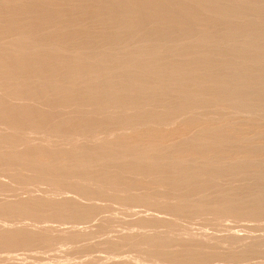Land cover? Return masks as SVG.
Wrapping results in <instances>:
<instances>
[{
  "label": "bare ground",
  "instance_id": "bare-ground-1",
  "mask_svg": "<svg viewBox=\"0 0 264 264\" xmlns=\"http://www.w3.org/2000/svg\"><path fill=\"white\" fill-rule=\"evenodd\" d=\"M208 106L264 116V0H0V175L10 179L0 176V192L15 196H0V218L12 220L0 224V251L109 234L117 203L171 216L131 222L149 234L127 246L146 257L217 258L196 235L180 236L181 221L264 220V118L221 121L213 108L221 122L210 109L203 120ZM52 136L65 146L34 143ZM131 231L83 246L110 251ZM237 236L233 245L245 242ZM259 241L219 257H264ZM127 260L92 264H138Z\"/></svg>",
  "mask_w": 264,
  "mask_h": 264
},
{
  "label": "rangeland",
  "instance_id": "rangeland-1",
  "mask_svg": "<svg viewBox=\"0 0 264 264\" xmlns=\"http://www.w3.org/2000/svg\"><path fill=\"white\" fill-rule=\"evenodd\" d=\"M161 107V108H160ZM160 107H157V108H159V109H157L156 107V109L157 110H160V111H162V110H164V108H162L163 106H160ZM209 107V106H208ZM204 108L203 110H200V109H198L199 111H197V112H199L198 114H200L201 112H203L205 109L206 110H208V109H210L209 111L211 112V110H212V112H217V114H219L220 116H219V119L221 118V117H223V118H226V117H228V118H230V117H233V116H238V114H245V112L246 111H243V112H240V110H239V108L237 107V109H238V111L236 110V107H235V110H234V107H231V106H229V108H228V111H226V109H227V107L226 106H223V107H221L220 109L221 110H223L222 112H224V110H225V112H226V114H225V117L224 116H222V115H224L223 113H221L220 111L221 110H219V107L216 109V107L215 106H210L209 108ZM230 107L231 108H233V110H231V111H233V113L231 114V111H229L230 110ZM205 110V111H206ZM235 111V112H234ZM236 111H237V113H236ZM210 112H206V113H208V117L206 118V117H204V116H202L201 114H203V113H205V112H203V113H201L200 114V116L203 118V120H210V114L212 113H210ZM224 112V113H225ZM227 112H230L229 114L227 113ZM262 111H253V113H255L254 115H252V112L250 111V114H248L247 112V114L249 115V117L250 118H252V117H254V119H259V118H261V117H263L264 118V116H262V114L263 113H261ZM205 113V114H206ZM210 113V114H209ZM215 113H212L211 114V116L213 115L215 118H213V116L211 117V120H213V121H217V123H220L221 121H222V119L223 118H221L220 120L221 121H219L218 119L216 120V118H218V116L215 114ZM261 113V114H260ZM217 116H215V115ZM222 114V115H221ZM227 114H228V116H227ZM259 114H260V116H259ZM246 115V114H245ZM248 115H246V116H248ZM259 117H258V116ZM230 116V117H229ZM256 117H258V118H256ZM205 118V119H204ZM209 118V119H208ZM213 118V119H212ZM215 119V120H214ZM227 119V118H226ZM262 121H260V122H264V120L263 119H261ZM255 121H257V120H255ZM258 122V121H257ZM166 127L167 125H162V127ZM167 128V127H166ZM128 132H130L131 133V131L129 130ZM57 138V140H58V137H56ZM56 138H54V136H52V138H49V139H46V140H42V141H40L39 139H36L35 140V142L34 143H36V142H38V143H44V141L46 142V141H48V142H46L47 144L46 145H48V146H51V143H52V139H53V143L54 144H52V145H54L55 147H56V145L58 144V142H59V140H58V142L57 141H55V139ZM55 141V142H54ZM61 141V143L59 142V145L58 146H61L64 142L62 141V140H60ZM264 140H261V142H263ZM57 142V143H56ZM260 142V141H259ZM45 144V143H44ZM61 144V145H60ZM63 146H65V145H62V147ZM22 147V146H21ZM4 150H6L7 151V149H4ZM1 176V179L2 180H6V179H8V180H6V181H10V179H9V177H6L5 175H0ZM5 178V179H4ZM43 187H45V186H43ZM21 191V190H20ZM20 191H19V194H21L20 196H22L23 195V193H20ZM10 192H11V194H10ZM7 191V192H5L7 195H4L5 193H1L0 192V196H3V198L6 196V198L8 199V197H9V199H13L15 196H13V193H12V191ZM21 192H23V191H21ZM41 193V194H43V192L42 191H38V190H36L35 191V193ZM3 194V195H2ZM10 194V195H9ZM70 195L72 194V195H75V194H73V193H69ZM25 195H27V193H25L24 192V195L23 196H25ZM28 196V195H27ZM56 196H60V195H56ZM76 196V195H75ZM11 197V198H10ZM0 198H2V197H0ZM99 202H101L102 204H103V201H99ZM111 205H113L112 207H111ZM121 206V207H120ZM142 206V205H141ZM141 206H134V207H136V210H135V208H130V210L128 209V208H126V206H123V205H120V204H117V203H113V204H110L109 205V212L107 211V213H106V215L107 214H109L110 213V215H111V217H112V222H114L113 223V225L114 224H116V225H114V227H113V229H112V231L109 233L111 236H113V235H118V234H124V233H128V231L130 232V230H132L131 232H135V231H139L132 239H130V240H124V241H121L120 242V244L118 245V249L117 248H113V249H111L110 251H108V249H104V248H102L101 246H97V247H95L94 249L93 248H86V247H84L83 246V244H85V242H86V240H88V242H86V243H98V242H101L102 240H103V238L105 239V236L106 237H109L110 235L107 233V234H100V233H98L97 234V232H95V233H93L94 231H96L95 229H96V227L94 226V224H92V226L91 225H89V224H87V225H85V224H80L78 227H80V228H85V231L87 230V231H90L91 233H93L92 235H90L87 239H85L84 241H82V242H72V243H70V242H64V243H59V244H56V245H54L55 247H52V248H49V250L47 249V248H30V249H27V251H26V249H17V250H14V251H11L10 253H7V252H4V251H0V257L3 255V257H1V258H3V259H1L0 258V262L2 263V264H18L19 262V264H23V263H28V264H30V262H31V264H33V263H38V264H61V263H63V264H65L64 262L67 260V262L68 263H71L72 261H74V262H72L73 264H78L77 262H79L80 264L82 263V264H92L93 262H99V263H105V261L107 262V263H109V262H113V261H126L127 259V262H133V263H138V264H186V263H183V262H180V261H178V262H176V261H170L169 262V260H163V259H155V258H153L152 257V259H151V257L149 256V258L148 257H146V252H144V249H143V245H140L142 248H141V251L142 252H144V254L143 253H141V251L140 250H137V249H140V248H135L136 249V251H135V249L134 248H132V247H129V246H127L130 242H136V243H140L144 238H146L147 236H148V232H144V228L142 229V228H140V226H137L138 227V229L135 227V226H132L133 224L132 223H134V221H135V219L136 218H138V216H152V217H154V216H161V217H171L170 215H167L166 213H162V211H160V210H154V209H149V208H145L146 210L145 211H147V212H145L144 211V209L141 207ZM139 207V208H138ZM145 207V206H144ZM117 208H119V209H117ZM123 208V209H122ZM115 209H117V210H115ZM125 209H128V211L127 210H125ZM134 209V210H133ZM137 209H140V211L139 210H137ZM142 209H143V211H142ZM150 211H152V212H150ZM111 210H112V212H111ZM114 210H115V213H114ZM131 210H132V212H131ZM148 211H149V213H148ZM159 211V212H158ZM117 212V213H116ZM129 212V213H128ZM137 212V213H136ZM162 214H161V213ZM123 213H126L125 215L123 214ZM128 213V214H127ZM134 213V214H133ZM144 213H146V214H144ZM152 213V214H151ZM115 214H118V215H115ZM121 214V215H120ZM132 214V215H131ZM154 214V215H153ZM109 215V216H110ZM130 215V216H129ZM163 215V216H162ZM116 216V217H115ZM136 216V217H135ZM122 217V218H121ZM123 217H125V218H123ZM127 217V218H126ZM129 217V218H128ZM132 217V218H131ZM3 218H5V217H2V219L0 218V224H4V222L5 221H8V223L7 222H5V224L7 223V224H9V221H10V224L12 223V220L10 219V218H5V219H7V220H5V219H3ZM114 219V220H113ZM130 219V220H129ZM132 219V220H131ZM204 219V220H203ZM228 220H226L225 221V219L224 220H216V221H213V222H210L211 220H208V219H206V218H196V219H194V220H190V223H189V220L187 221V222H185V220H184V222L183 221H181V224H182V228H184V232H182V231H180V233L182 234V235H180L181 237H183V236H186V237H190V238H194V239H196L195 237L197 236V239H201L200 241H201V245L203 246V247H205V249H207V248H209V249H212L213 251L211 252V250L210 251H208L209 249H207V251H204V252H208V253H212V255H213V253L216 255H218V257L219 256H221V255H224V254H222L223 252H226L227 250L229 251H227L226 252V254L225 255H230L231 253L232 254H235L234 252H236V253H238L237 251H239V253L242 251V249L244 250V249H251L252 247H255L256 246V243H257V241H259L258 240V238L260 239V245L258 246V248H260L261 246V248H262V250H264V240H262V237H263V239H264V228H262V227H264V220H261V221H259V222H257L256 220H249V219H234V218H227ZM3 220V221H2ZM119 222H118V221ZM121 220V221H120ZM123 220V221H122ZM235 220V221H234ZM25 221H27V220H25ZM25 221H23L24 223H26ZM115 221H117L116 223H115ZM127 221V222H126ZM195 221V222H194ZM230 221V222H229ZM232 221V222H231ZM234 221V222H233ZM238 221V222H237ZM252 221V222H251ZM27 222H29L28 224L26 223V226H30V228H34V227H36L35 225H31V223H30V221L28 220ZM32 222V221H31ZM126 222V223H125ZM132 222V223H131ZM199 222H200V225H199V227H198V224H199ZM235 222L237 223V224H235ZM239 222H241V223H239ZM254 222V223H253ZM119 223H121L122 225H121V227H120V224ZM194 225H196V226H193V224ZM209 223V224H208ZM211 223V224H210ZM216 223V224H215ZM33 224V223H32ZM50 224L51 225H54L55 227H57V228H59L60 226L62 227V226H69V224H70V226L72 225L71 223H66V224H60L59 225V223H54V222H50ZM126 226H125V225ZM183 224H184V226H183ZM190 224H192V225H190ZM207 225V227H206V225ZM221 224H222V226H221ZM226 224V225H225ZM232 226V228L229 226ZM255 224V225H254ZM40 225V224H39ZM58 225V226H57ZM210 225V226H209ZM243 225V226H242ZM252 225H253V227H252ZM28 226V227H29ZM32 226V227H31ZM82 226V227H81ZM86 226H88V229H90V230H88L87 229V227ZM91 226V227H90ZM125 226V227H124ZM128 226V227H127ZM192 226V227H191ZM205 226V227H204ZM213 226L216 228L217 227V229H215V228H213ZM248 226V227H247ZM90 227V228H89ZM118 227V228H117ZM120 227V228H119ZM123 227H124V231H123ZM128 229H127V228ZM261 228V229H259V228ZM132 228V229H131ZM136 228V229H135ZM203 228V229H202ZM226 228V229H225ZM240 228V229H239ZM93 229H94V231H93ZM118 229V230H117ZM127 229V230H126ZM135 229V230H134ZM152 229V228H151ZM151 229H149V230H147V231H150L151 232ZM161 230V227L160 228H157V229H152V231L153 230ZM162 229H164L163 227H162ZM208 229V230H207ZM210 229V230H209ZM213 229V230H212ZM231 229V230H230ZM118 231V233H117V231ZM145 230H146V228H145ZM204 230V231H203ZM221 230V231H220ZM233 230V231H232ZM240 232H239V231ZM246 230H248V231H246ZM250 230V231H249ZM253 230V231H252ZM255 230H256V232H255ZM116 231V232H115ZM121 231V232H120ZM206 231V232H205ZM219 231V232H218ZM262 231V232H261ZM116 234H115V233ZM189 232V233H188ZM191 232V233H190ZM218 232V233H217ZM174 233H176V232H174ZM177 233H179V232H177ZM227 233V234H226ZM237 233V234H236ZM239 233V234H238ZM241 233V234H240ZM249 235H248V234ZM253 233V234H252ZM193 234V235H192ZM202 234V235H201ZM228 234H230V235H228ZM232 234L234 235V234H236V237L238 238V236L237 235H239V239H244V237L243 236H245V242L243 241V242H240L239 240V242L237 241L234 245H233V243L237 240V238H236V240H234L235 239V237H234V239H233V237L231 238V236H232ZM243 234V235H242ZM251 234V235H250ZM97 235V236H96ZM99 235V236H98ZM175 235H177V234H175ZM194 235H196V236H194ZM201 235V236H200ZM207 235V236H206ZM215 235V236H214ZM218 235H219V237H218ZM256 235V236H255ZM92 236H94V237H92ZM173 236H174V234H173ZM178 237H179V235H177ZM194 236V237H193ZM223 236V237H222ZM248 236H250L251 238H248ZM255 236V237H254ZM103 237V238H102ZM176 237V236H175ZM199 237V238H198ZM202 237H203V239H206V242H204V243H206V244H204L202 241ZM225 237H227V238H225ZM252 237H254L253 239H252ZM97 238V239H96ZM99 238H101V240L99 239ZM216 238H218V240H216ZM231 238V239H230ZM246 238H248L247 240H246ZM94 239V240H93ZM220 239H222V241H220ZM229 239H230V241H233L232 242V244L231 245H233V246H231L230 245V241H229ZM233 239V240H232ZM257 240V241H254V242H252V240ZM93 242H92V241ZM96 240V241H95ZM99 240V241H98ZM214 240V241H213ZM98 241V242H97ZM205 241V240H204ZM211 241H213V242H211ZM218 241V242H217ZM223 241H229L228 242V244L226 243V242H223ZM247 241V242H246ZM249 241V242H248ZM250 241H251V243H250ZM84 242V243H83ZM216 242V243H215ZM221 242V243H220ZM262 242V243H261ZM67 243V244H66ZM211 243V244H210ZM213 243V244H212ZM216 245H215V244ZM219 243V244H218ZM223 243V245H221ZM237 243L239 244L238 246H241L242 244V246H243V248H239L238 246H237ZM248 243V244H247ZM62 244H63V246H62ZM65 244V245H64ZM69 244V245H68ZM208 244V245H207ZM245 244H247L246 245V247H245ZM249 244H252V246L251 245H249ZM255 244V246H253ZM263 244V245H262ZM73 245H74V247H73ZM78 245V246H77ZM79 245H80V248H79ZM211 245H212V247H211ZM230 245V246H229ZM250 247H249V246ZM57 246V247H56ZM66 246V247H65ZM208 246V247H207ZM224 246H226L225 247V251H224ZM227 246L230 248V247H233V248H239V249H232L234 252H232V250L231 249H228L227 248ZM241 246V247H242ZM62 247V248H61ZM69 247V248H68ZM202 247V248H203ZM213 247H214V249H213ZM217 247H219L221 250L219 251V248H217ZM245 247V248H244ZM96 248H99V249H97L96 250ZM102 248V249H101ZM128 248V249H127ZM129 248H131V249H129ZM144 248H146L145 246H144ZM257 248V247H256ZM32 249V250H31ZM54 249V250H53ZM58 249V250H57ZM69 249V250H68ZM75 249V250H74ZM79 249H80V251H79ZM82 249H85V250H82ZM88 251H87V250ZM116 249V250H115ZM121 250V253H120V250ZM124 249V250H123ZM134 249V250H133ZM204 249V248H203ZM202 249V250H203ZM222 249H223V251H222ZM246 249V250H247ZM248 249V250H249ZM29 250V251H28ZM35 250V251H34ZM40 250V251H39ZM44 252H43V251ZM82 250V251H81ZM90 250H92V252L90 251ZM113 250V251H112ZM115 250V251H114ZM127 250H130V251H128L127 252ZM133 250V251H132ZM217 250V251H216ZM48 251V252H47ZM73 251H74V253H73ZM105 251H108V253L107 252H105ZM123 251H125V252H123ZM218 252L219 251V253H216V252ZM222 251V252H221ZM3 252V253H2ZM41 252L43 253V254H41ZM54 252V253H53ZM63 252V253H62ZM87 252V253H86ZM95 252V253H94ZM114 252V253H113ZM133 253V255H135V257L132 255V253ZM138 252V254H136ZM140 252V253H139ZM36 253V254H35ZM40 253V254H39ZM45 253V254H44ZM47 253V254H46ZM58 253H60V254H58ZM82 253V254H81ZM91 253V254H90ZM104 253V254H103ZM118 253V254H117ZM126 254V255H124V254ZM221 253V254H220ZM227 253H229V254H227ZM242 253V252H241ZM8 254H10V255H8ZM33 256H32V255ZM57 254V255H56ZM85 254V255H84ZM88 254V255H87ZM90 254V255H89ZM97 254V255H96ZM107 254V256H105ZM140 254V255H139ZM251 254V253H250ZM249 254V255H250ZM13 255V256H12ZM25 255H27V256H25ZM42 255V256H41ZM44 255H46V256H44ZM55 255V258L53 257ZM60 255H63V256H60ZM98 255H100V256H98ZM110 255V256H109ZM115 255H117V256H115ZM120 255V256H119ZM122 255V256H121ZM214 255V256H215ZM7 256V257H6ZM9 256V257H8ZM23 256V257H22ZM30 256H32V258L30 257ZM60 256V257H59ZM70 256V257H69ZM84 256V257H83ZM103 256V257H102ZM105 256V257H104ZM125 256V257H124ZM252 256V255H251ZM257 255H255L254 256V254H253V256L252 257H246L247 259H239V260H231V259H228V258H222V257H217V258H214V260L212 259V260H209V262L208 261H206V262H203V263H199V264H215L216 262V264H220V262H221V264H236L237 262V264H264V260H262V259H264V257H261V256H259L260 258H258V256L256 257ZM13 257V258H12ZM15 257V258H14ZM26 257V258H25ZM41 257V258H40ZM44 257V258H43ZM49 258V260H48V258ZM64 257V258H63ZM79 257V258H78ZM88 257V258H87ZM106 257H107V259H106ZM127 257V258H126ZM216 257V256H215ZM6 258H7V260H6ZM8 258H10L9 260H8ZM28 258V259H27ZM38 258V259H37ZM58 258L60 259V261L58 260ZM70 258V259H69ZM71 258H73V259H71ZM77 258V259H76ZM108 258H110V259H108ZM113 260H112V259ZM130 258V259H129ZM33 259V260H32ZM40 259V260H39ZM52 259V260H51ZM61 259H62V261H61ZM64 259V260H63ZM97 259H98V261H97ZM115 259V260H114ZM132 259V260H131ZM135 259V260H134ZM136 259H137V261H136ZM154 259V260H153ZM217 259H218V261H217ZM4 260V261H3ZM13 260V261H12ZM21 260V261H20ZM24 260V261H23ZM53 260H55V261H53ZM69 260V261H68ZM85 260V261H84ZM101 260H103V262H101ZM108 260V261H107ZM110 260V261H109ZM131 260V261H130ZM150 260V261H149ZM163 260V261H162ZM260 260V261H259ZM15 261V262H14ZM23 261V262H22ZM46 261V262H45ZM58 261V262H57ZM75 261H76V263H75ZM87 261V262H86ZM90 261V262H89ZM147 261V262H146ZM160 261V262H159ZM162 261V262H161ZM169 263H168V262ZM213 261V262H212ZM222 261H225V262H222ZM243 261V262H242ZM11 262V263H10ZM67 262H66V264H67ZM164 262H166V263H164ZM212 262V263H211ZM250 262V263H249ZM262 262V263H261ZM0 263V264H1Z\"/></svg>",
  "mask_w": 264,
  "mask_h": 264
}]
</instances>
